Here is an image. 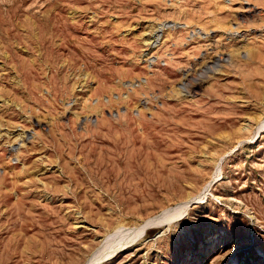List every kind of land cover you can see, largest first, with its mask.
<instances>
[{
  "label": "rangeland",
  "instance_id": "rangeland-1",
  "mask_svg": "<svg viewBox=\"0 0 264 264\" xmlns=\"http://www.w3.org/2000/svg\"><path fill=\"white\" fill-rule=\"evenodd\" d=\"M0 264H264V0H0Z\"/></svg>",
  "mask_w": 264,
  "mask_h": 264
},
{
  "label": "bare ground",
  "instance_id": "bare-ground-1",
  "mask_svg": "<svg viewBox=\"0 0 264 264\" xmlns=\"http://www.w3.org/2000/svg\"><path fill=\"white\" fill-rule=\"evenodd\" d=\"M203 80V79H202Z\"/></svg>",
  "mask_w": 264,
  "mask_h": 264
}]
</instances>
